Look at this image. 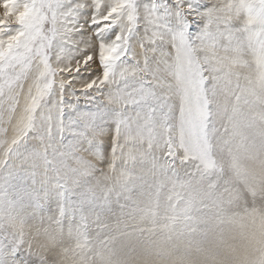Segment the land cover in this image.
Listing matches in <instances>:
<instances>
[{
	"label": "snow or ice",
	"instance_id": "obj_1",
	"mask_svg": "<svg viewBox=\"0 0 264 264\" xmlns=\"http://www.w3.org/2000/svg\"><path fill=\"white\" fill-rule=\"evenodd\" d=\"M250 97L264 0H0V264H52L56 243L95 264L93 233L222 225Z\"/></svg>",
	"mask_w": 264,
	"mask_h": 264
},
{
	"label": "rangeland",
	"instance_id": "obj_2",
	"mask_svg": "<svg viewBox=\"0 0 264 264\" xmlns=\"http://www.w3.org/2000/svg\"><path fill=\"white\" fill-rule=\"evenodd\" d=\"M248 61L244 71L252 76L255 65L250 56ZM261 111L264 105L250 97L244 106L240 138L232 155L227 150L223 153L226 163L219 181L222 225L213 220L200 224L195 231L177 228L172 233L162 232L157 226L147 241L138 240L135 235L113 233L111 243L103 247L95 242L93 233L89 239L94 241L91 248L95 251H87L89 260L95 264H264V221H259V215L247 213L258 211L264 216V189L253 191L255 183L264 182V120L258 115ZM199 207L201 213L214 212L203 204ZM127 219L128 232L138 223L151 227L147 222ZM40 242L44 243L43 239ZM48 250L52 264H81L80 257L71 256L59 243L49 244Z\"/></svg>",
	"mask_w": 264,
	"mask_h": 264
},
{
	"label": "bare ground",
	"instance_id": "obj_3",
	"mask_svg": "<svg viewBox=\"0 0 264 264\" xmlns=\"http://www.w3.org/2000/svg\"><path fill=\"white\" fill-rule=\"evenodd\" d=\"M258 105V104H257ZM255 108V107H254ZM261 108V107H260ZM258 112V111H257ZM258 122V121H257ZM257 126H258V124H257ZM262 132V131H261ZM260 144V143H259ZM257 146V145H256ZM258 147V146H257ZM261 147V146H260ZM264 189V182L263 181H261V182H257V183H255V188L253 189V191H256V190H263ZM248 197H246V199H247ZM246 209H249V207H246ZM256 212H258V211H255V212H247V213H249V214H251V215H259L260 216V218H259V221H264V216H261L259 213H256Z\"/></svg>",
	"mask_w": 264,
	"mask_h": 264
}]
</instances>
